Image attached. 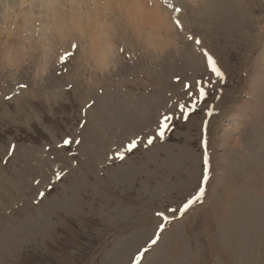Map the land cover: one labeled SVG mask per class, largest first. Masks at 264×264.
Listing matches in <instances>:
<instances>
[{
	"label": "rangeland",
	"instance_id": "374dc122",
	"mask_svg": "<svg viewBox=\"0 0 264 264\" xmlns=\"http://www.w3.org/2000/svg\"><path fill=\"white\" fill-rule=\"evenodd\" d=\"M19 1L0 0V264H131L161 224L143 264H264V0H158L172 20L162 52L113 13L102 60L88 31L39 28L47 0ZM165 114L162 139L115 158ZM66 136L82 143L58 147Z\"/></svg>",
	"mask_w": 264,
	"mask_h": 264
},
{
	"label": "bare ground",
	"instance_id": "6f19581e",
	"mask_svg": "<svg viewBox=\"0 0 264 264\" xmlns=\"http://www.w3.org/2000/svg\"><path fill=\"white\" fill-rule=\"evenodd\" d=\"M17 1H19V0H17ZM22 1L23 0H20L19 4H22L24 2V1L23 2ZM38 1H40V0H38ZM52 1L53 0H49L50 3L48 4V0H47L46 4H44L47 6H45V7L41 6V7L47 10L45 13H48V12L52 13L51 16H53L54 19L52 17H50V18H52L53 22H50V20H49L50 23H48V24L46 23L44 25H40V24H42V23H40V24H38V25H40V27L39 26L38 27L40 29H42V31L44 28V30L47 33L51 29L55 33H58V35L62 38L64 37V35H69V34L71 35V33H73L74 35H76L78 37V39H80V41H81L82 37L85 35L84 33L88 31L89 32L88 37H89V41H90V45L88 43V45L90 46L88 50L90 53H96L97 55H99L101 60H102V57H104L106 54H109L110 52H112L113 45H111V44H113L112 43L113 39L118 36V33H116V30H114V29L111 30L110 29L111 27H108L110 25L108 24L107 21L112 19V18L108 19L109 15H112L113 13H114V15H115V13L117 14L116 15L117 20L124 17V19L126 20V22L129 25V27L131 28V31L135 32V34L137 36H139V37H141L142 35L146 36L145 39L148 42L149 46H151L155 42H157L158 43L157 49H159L158 52H162L167 46H169L168 45L169 41L167 39L170 38V35L168 33L170 31H172L171 30L172 25H171V22H169V21H172V20H170V18H167L169 16L168 15L169 12L166 13L163 10L164 8H162V9L160 8V7H162V5L160 6L161 3H160V1L158 2V0H54V1H56V4H55V2H53V4H52L51 3ZM31 2H32V0H31ZM31 2L29 5L33 4L34 0H33V3H31ZM43 3H45V2H43ZM43 3H40V4H43ZM37 4L38 3L36 2V5ZM34 5H33V7H34ZM42 10H41V12H39V15L40 14L42 15V12H43ZM165 11H166V9H165ZM5 12L7 13L8 10ZM32 15L28 16L27 18L26 17L23 18V20L25 21L27 26L28 25L31 26L30 24L32 22L37 21V19L35 20V18H34L36 16H32ZM118 17H119V19H118ZM16 18H17V16H16ZM43 18H44V16H43ZM46 20H48V19H45L44 22ZM39 21H41V20H39ZM36 24H37V22H36ZM32 25H34V24L32 23ZM30 28H32V27H29L28 29H30ZM42 31H41V33H42ZM45 31H43V32L46 33ZM162 32H164V33H162ZM17 34H19V33H17ZM167 35H169V36H167ZM21 36H22V34H21ZM50 36H51V34H50ZM118 37H120V36H118ZM166 37H167V39L165 40L164 38H166ZM24 40H25V37H24ZM72 40L73 39H71V41ZM46 41H48V40H46ZM85 41L87 42L86 39H85ZM82 44H83V41H82ZM85 44H87V43H85ZM44 45H45V43H44ZM83 48H81V50ZM84 49L86 50V47ZM84 49L82 51H84ZM96 54H94L95 56L90 54V56L96 57L97 56ZM100 58L96 57V63H97V61H99L98 59H100Z\"/></svg>",
	"mask_w": 264,
	"mask_h": 264
},
{
	"label": "snow or ice",
	"instance_id": "6c2138e0",
	"mask_svg": "<svg viewBox=\"0 0 264 264\" xmlns=\"http://www.w3.org/2000/svg\"><path fill=\"white\" fill-rule=\"evenodd\" d=\"M173 8V11L175 12H179L181 9L178 7H175L174 5H170ZM176 26L177 27H182L180 21L177 19L175 21ZM188 39L192 40L193 37L189 36ZM196 45H200L201 41L199 39L195 40ZM78 46L76 44L72 45V50L63 53L60 58H59V63L60 64H67L68 61L75 55V50ZM121 52H123V49L120 50ZM206 62H207V67L209 69V71L214 74L217 78L219 79H223V72L221 71V69L218 67L217 62L214 60V58L209 55L207 53V51L205 50L203 53ZM65 71L67 69H64ZM177 80H179V77H177ZM210 83V81H209ZM196 85V94H198L200 99H203L206 96V91H205V83L204 80L201 78L200 80L195 82ZM28 85L27 84H18L17 88H27ZM185 89H190L192 87V85H184ZM189 96H192L193 93L188 92ZM6 100H11L12 97L11 96H6L5 97ZM195 103L196 101H193L191 108L194 110L195 108ZM90 107V105H89ZM180 111H181V115L184 116L185 118L188 117L189 112L186 110L189 108V105H180L179 106ZM174 117L170 116L168 114L163 115L156 127V130L154 133L146 135L145 138H133L132 140H130L126 145H124V151H117L115 158L116 159H123L125 154L127 152H131L133 151L135 148H137L139 146V144L143 143L145 144V146H151L156 139H162L164 137L165 132L172 127V125L169 123L171 120H173ZM83 126V125H81ZM72 143H75L77 146H79L82 142L79 139H73L72 137L66 136L61 145H58V147H64V148H69L70 145ZM15 152V145H10L8 152H7V156L10 158ZM75 159V157H73ZM110 159H112L113 157H109ZM207 163V162H206ZM56 179L60 180L61 177V173L60 172H56L55 173ZM206 179V177H205ZM37 183H39V181H37ZM204 194V189L203 187H199L198 191L195 195H193L191 198H189L179 209H168L167 211L172 212L173 215L179 211L181 213L185 212L194 202H196L197 200H199ZM39 195L41 197H43L45 194L43 192H40ZM157 216L162 217L165 221L168 219L167 216L164 215L163 212H158ZM164 230V225L161 224L159 226V228L157 229L156 233L150 237L147 241L145 246H143L142 248H140L137 253L131 258V264H143V259L146 257L147 253L158 244L160 236L162 234Z\"/></svg>",
	"mask_w": 264,
	"mask_h": 264
}]
</instances>
